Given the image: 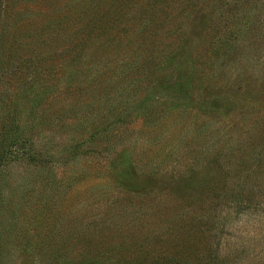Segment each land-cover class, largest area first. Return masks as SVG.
I'll return each instance as SVG.
<instances>
[{"label":"rangeland","instance_id":"374dc122","mask_svg":"<svg viewBox=\"0 0 264 264\" xmlns=\"http://www.w3.org/2000/svg\"><path fill=\"white\" fill-rule=\"evenodd\" d=\"M0 264H264V0H0Z\"/></svg>","mask_w":264,"mask_h":264},{"label":"trees","instance_id":"16d2710c","mask_svg":"<svg viewBox=\"0 0 264 264\" xmlns=\"http://www.w3.org/2000/svg\"><path fill=\"white\" fill-rule=\"evenodd\" d=\"M14 145H15V142H12V144H11V146H10V147H11V148H13V146H14Z\"/></svg>","mask_w":264,"mask_h":264}]
</instances>
